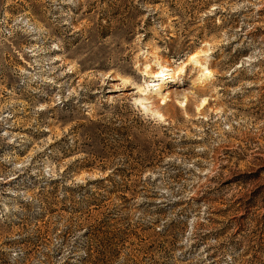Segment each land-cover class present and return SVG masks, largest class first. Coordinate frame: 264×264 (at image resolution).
Masks as SVG:
<instances>
[{
    "label": "rangeland",
    "instance_id": "374dc122",
    "mask_svg": "<svg viewBox=\"0 0 264 264\" xmlns=\"http://www.w3.org/2000/svg\"><path fill=\"white\" fill-rule=\"evenodd\" d=\"M0 264H264V0H0Z\"/></svg>",
    "mask_w": 264,
    "mask_h": 264
},
{
    "label": "bare ground",
    "instance_id": "6f19581e",
    "mask_svg": "<svg viewBox=\"0 0 264 264\" xmlns=\"http://www.w3.org/2000/svg\"><path fill=\"white\" fill-rule=\"evenodd\" d=\"M200 55V53H198V52H196V53H193L192 55H189L188 57H187V59H186V62L184 63V64H182L180 67H178V69H176V72L173 70V69H171V68H169V67H167V68H162L161 66H160V73L159 72H153V69L151 68L152 66V64H156V65H159L160 64V62L158 61V60H155V61H153L151 64H150V69L149 68H147V70H148V74H146L149 78L150 77H154L155 76V78L157 77V76H160V75H162V77H163V75H167V76H169L170 78H172V77H174L176 74H178L186 65H188V64H199V61H198V56ZM201 65V64H200ZM147 67H149V66H147ZM184 70V69H183ZM211 74V72L207 69V70H205V72H202L200 75L202 76V78L203 79H206L209 75ZM147 88H148V85H147ZM158 90H160V87H157V89H156V91H158ZM138 92L139 93H141L144 97L143 98H139V99H136L135 100V102H137L138 104H140L143 108H145L143 105L144 104H146L147 102H148V96L147 95H149L148 93H149V91L147 90V89H145V90H143V89H141V88H138ZM147 96V97H146ZM204 102H205V100H203L202 102H201V104L199 105V107L201 106V105H203L204 104ZM162 103H164V102H162ZM158 117H161V115H158Z\"/></svg>",
    "mask_w": 264,
    "mask_h": 264
},
{
    "label": "trees",
    "instance_id": "16d2710c",
    "mask_svg": "<svg viewBox=\"0 0 264 264\" xmlns=\"http://www.w3.org/2000/svg\"><path fill=\"white\" fill-rule=\"evenodd\" d=\"M104 178H98V179H94L93 182L94 184H98L99 182L103 181ZM110 187H113L114 186V183H110Z\"/></svg>",
    "mask_w": 264,
    "mask_h": 264
}]
</instances>
